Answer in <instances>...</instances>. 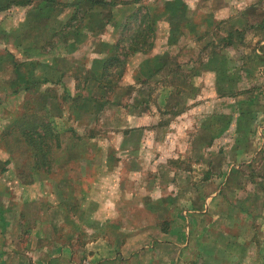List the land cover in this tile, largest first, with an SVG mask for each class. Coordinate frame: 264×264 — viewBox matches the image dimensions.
Segmentation results:
<instances>
[{
	"label": "crops",
	"instance_id": "0c3cea01",
	"mask_svg": "<svg viewBox=\"0 0 264 264\" xmlns=\"http://www.w3.org/2000/svg\"><path fill=\"white\" fill-rule=\"evenodd\" d=\"M76 2L29 0L0 16L3 88H9L8 96L17 98L21 110L31 113L28 116L36 118V123L40 118L47 120V112L63 127L45 166L40 163L25 172L11 160L0 161V263L151 264L156 248L170 242L161 236L171 230L151 231L152 221L140 223L131 217L156 216L159 212L152 201L171 198L168 186L174 179L165 158L170 153L197 152L204 145L210 150L212 174L199 183L211 182L215 187L197 196L199 204H195L199 206L195 212L205 215L209 211L206 201L219 200V185L235 179L228 169L234 172L237 163L246 165L253 145L264 147V89L257 98L261 109L253 112L256 97L251 93V71L244 64L231 72L224 51L194 66L190 76L196 75L195 83L184 73L174 74L166 57L178 53L186 60L189 49L172 53L167 41L175 36L169 31H155L147 50L120 54L119 81L111 83L112 74L104 72V67L119 56L117 38L114 41L108 31L113 24L102 15V23L100 17L91 15L84 28H70ZM203 7L226 34L246 24L260 25L259 34H264L262 0H205L202 5L197 3L196 11ZM245 7L256 14L247 16L240 11ZM82 37L88 39L85 45L77 41ZM54 39L64 42L58 47ZM176 66L186 69L188 63ZM235 70L238 75L233 74ZM189 82L200 89V95L186 91L189 97H183ZM176 86L180 94L174 102L171 89ZM236 86H241L244 96H235ZM208 88L211 92L205 94ZM221 97L231 105L219 111ZM19 114L21 124L32 121L23 122V112ZM221 118L225 121L222 127ZM45 201L49 207H43ZM213 210L218 225L234 223L228 209L219 205ZM250 210H240L244 215L239 211L244 234L231 236L235 242L224 241L227 249L250 246L251 235L245 234V226L252 231L247 215L256 218L258 229H254L264 233V209L257 208L254 214ZM189 211L182 209L181 213ZM21 224H27V239L22 242L12 237L21 232ZM134 226L147 227L135 230ZM132 227L135 231H129ZM146 253L147 258L143 257Z\"/></svg>",
	"mask_w": 264,
	"mask_h": 264
},
{
	"label": "rangeland",
	"instance_id": "374dc122",
	"mask_svg": "<svg viewBox=\"0 0 264 264\" xmlns=\"http://www.w3.org/2000/svg\"><path fill=\"white\" fill-rule=\"evenodd\" d=\"M24 1L29 0H0V16L3 13H10V11L15 8L14 6L21 5ZM76 1V7L72 14L74 22L70 23L69 27H75L77 29L81 27L84 28V23L87 22L86 18L91 15L100 17L101 23L102 17H105L104 19L113 24V28L108 31L111 33V38L114 41L116 38H120L121 35L125 37L131 33V30L134 31L136 29V26L129 29L133 26V22L126 17L132 10L138 7L137 10L139 15L144 14L142 18L145 20L137 31H146V33H144L145 36L150 35L148 32L150 31L149 28H151L154 33L155 31L159 33L169 31L172 36H175V38L172 37L171 40L167 41L172 44L171 47L174 49L172 53H175L176 49H189L186 60H184V54L180 56L178 53L170 54L171 59L166 57L167 62H170L173 66V73H184L188 81H193L194 83L197 81L196 75L194 78L190 76L192 69L194 66L196 67L197 64L200 66L203 62L205 63L208 56L213 53H221L224 51L225 60L226 58L228 59L229 65L231 66L230 69L232 68L231 72L234 71L238 65L247 64L249 71H251V79L254 83L251 93L256 97L252 110L255 112L257 108L261 109L259 107L260 101L257 98L259 97L258 94L260 90H262L261 88L263 87L264 89V42H261L262 40L264 41V34H262L263 37L259 34L261 28H258V26L260 25H257V27H253V25L256 24L242 25L236 28L234 32L231 31L226 34L225 29L213 21L207 7H203L199 12L196 11L197 3L202 5L203 2L205 3V0ZM119 5L121 7H117ZM62 11L63 10H61V12ZM240 11H245L247 16H252L254 14L251 7L242 8ZM62 13L65 14L67 12ZM126 21H130L126 25V27H129L122 30V24L126 23ZM146 25H148L149 28L146 27ZM245 30H249L247 34ZM54 40L55 41L52 40V42H57L58 47L64 42L59 39ZM77 41L85 45L88 39L82 37ZM162 43L161 46H164L165 43ZM122 45L126 46L127 42L120 41L116 45L119 59L122 52L120 47ZM181 62L188 63L186 69L179 68L178 66L174 67L176 64L180 65ZM184 69L185 71H183ZM233 74L238 75V72H233ZM118 76L119 75L114 72V75L110 78V82H118ZM224 76L225 75H222L220 78L222 79ZM4 79L5 77H2L0 80V161L5 159L11 160L17 165L18 169H22V171L25 170L26 172L27 167H35L37 164L38 166H42L40 164L41 162L38 160L39 157L34 155V152L26 144L25 139L20 135L21 130L23 133L26 130L34 131L36 118L32 119V117H29L28 115L31 113H28V111L24 112L26 109L21 110V104H17V98L13 97L11 99L8 96L9 88H3L6 81ZM194 83L189 82L188 86L183 90L184 98L189 97V95L193 96L194 93V97H196V94L200 95L198 92L200 89H197ZM239 87L241 86H236L235 96H244V93H241L243 92L242 88L239 89ZM159 88L161 91L165 90L162 87ZM221 88L222 87L219 89L222 91L223 89ZM105 89H107V87H105ZM171 91H173L172 97L175 102L178 100L180 90L176 86L171 89ZM186 91H188L189 95L188 93L186 94ZM210 92L211 88L204 91L205 94H209ZM228 104L231 105V102L227 103L226 99L223 100L221 97L218 105L219 111L221 108L226 110L225 106ZM173 106H175V104H173ZM255 106L256 108L254 109ZM22 112L23 122L24 120H32L31 122L28 121L27 125L21 124V117L18 118V115L20 116L19 113ZM45 117L47 120H42V118H40L37 119L40 120L37 123H48L53 132L58 136L63 130L59 120L57 122V119L52 118V114L47 112ZM224 122L225 121L221 118V127ZM223 138L224 137H221V141H224ZM51 142L52 145L49 146V149L53 152L55 149V140L52 139ZM253 143H256L255 137ZM206 148L207 147L204 145L202 149L200 146L197 152H180L178 154L170 153L167 155V158H165L166 164L172 168L171 171L174 179V182L168 186L170 188L168 191L172 194L170 196L171 198L152 201L155 209L159 212L156 216L147 217V215L141 214L131 217L134 221L139 220L140 223L144 221L148 223L149 220L152 221L149 228L151 231H153L154 228H156V230H165L166 233L168 230H171V233L161 236L170 242L164 247L160 246L156 248L155 257L151 264H264V240H258L259 237L264 239V233L260 230H255L258 229V223H256L257 220L253 218V215L251 217L248 215L246 216L247 223H250L252 231L249 232V227L245 226L246 236L251 235L250 239L253 241H251L250 246L230 247L227 249L226 245H222L224 241H230L233 239L232 237H236L239 233L240 235L244 234V232H242V228L244 227L242 223L243 216L238 215L240 210L251 209L252 211H250L254 214L253 210L257 208L264 209V147L253 145L252 153L250 154L251 159L246 165L237 163V169H235L236 171L234 172L228 169L231 174L235 173V179L230 183L219 185V200L215 203H211L212 200L206 201L209 205H205V208L209 207V211L205 215H200L195 212V210L199 208V206H195L196 203L199 204L197 196L200 194H202V196L209 194L211 189L215 187L211 182L207 184L199 183L212 174L211 152ZM52 152L47 155L46 162L51 161L54 154ZM180 155L182 157H180ZM43 166H45V164ZM25 174L26 173H21V175ZM185 181L188 182L186 183ZM65 187L71 188L70 185H65ZM219 205L222 206V209L225 208L229 210L227 214L232 215V222L236 224H217L216 219H214L216 217H213V212H215L213 209H216ZM165 206L170 207L171 210L161 211L160 207ZM43 207H49L48 202L45 201ZM182 209H189L190 211L184 215L181 213ZM170 211H172V214L169 213ZM174 211H176L177 214H174ZM241 215L244 214L241 212ZM44 218L45 220L47 219L45 215ZM21 225V232L13 234L12 237H18V241L20 238L22 242V240L27 239V232H25L27 224ZM146 227L147 226H134V229L138 230L141 228V230H143ZM54 228L56 229V227ZM135 230H133L132 227L129 231ZM233 241L235 242V239H233ZM148 256L149 254L146 253L143 257L147 258ZM140 257L143 259L142 256ZM228 259H230V261Z\"/></svg>",
	"mask_w": 264,
	"mask_h": 264
},
{
	"label": "trees",
	"instance_id": "16d2710c",
	"mask_svg": "<svg viewBox=\"0 0 264 264\" xmlns=\"http://www.w3.org/2000/svg\"><path fill=\"white\" fill-rule=\"evenodd\" d=\"M25 2L27 1H24L23 3ZM137 8L132 10L126 17L128 20H131L133 22V26L130 27L129 29L135 26H136V29L134 31L131 30V33L125 37H122L123 35H121L120 38H118L115 43V49H116V45L120 41L127 42L126 46L122 45L120 47L122 49L121 54H125L127 51H136V50L144 51L150 48L152 45V36L154 32L151 28H149L148 25H146V27H148L150 30L148 31L150 33L149 36L144 35L146 31H137L140 25L143 24L145 20L144 18H142L144 14L139 15ZM128 22L130 21H126V23L122 24V30L129 27V26L126 27ZM121 63L122 61L118 58L117 55L113 56L111 59L107 61L106 66L104 67L105 68L104 72L108 73V75L111 73L112 76L114 75V72H115L120 76ZM111 68H114V70L112 71ZM106 73L104 77H106ZM108 81H110V79ZM104 90H105V87H104ZM20 135L21 137H23V139H25L26 144L34 152V155L39 157L38 158L39 162H41L42 165L46 164L47 155L52 152L49 149V146L52 145L51 144L52 139L55 140V143H54L55 147L57 146V143H58L56 139L57 134L53 132L49 124L48 123H36L34 131L26 130L23 133V131L21 130Z\"/></svg>",
	"mask_w": 264,
	"mask_h": 264
}]
</instances>
